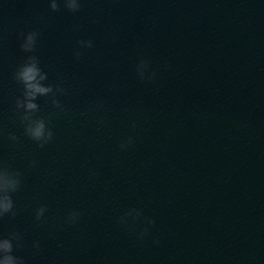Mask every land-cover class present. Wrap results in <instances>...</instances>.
I'll return each instance as SVG.
<instances>
[{
  "label": "clouds",
  "instance_id": "obj_1",
  "mask_svg": "<svg viewBox=\"0 0 264 264\" xmlns=\"http://www.w3.org/2000/svg\"><path fill=\"white\" fill-rule=\"evenodd\" d=\"M63 3L64 6L72 12L79 11L81 7L79 0H63ZM50 8L52 11H58L60 9L58 0H51ZM21 35H23V33H21ZM37 36V32L28 33L24 38V43L21 44L22 51L26 53L34 52ZM78 43L86 48H91L93 46L91 40L79 41ZM75 56L79 58L81 53L76 51ZM136 70L140 78L142 80L145 79V72L148 70V62L141 60ZM154 76L155 73H152L147 78L152 79ZM47 78V73L41 70L39 67V58L35 55H29L15 73V79L23 85L24 89L23 98L17 99L16 101L17 110L23 109L20 119L24 124V133L41 148L52 141L54 133L51 128L48 127L45 119L36 117V113L40 111V107L35 101L39 96H48L51 94V103L53 107L59 109L61 113L65 112L64 106L55 97L57 93L66 94V89L60 85H56L55 88L52 85H45L43 82L47 80ZM98 123H103V121H98ZM133 128H135V124H133ZM9 139L15 141L18 138L12 134L9 136ZM133 142V138L129 136L125 141L121 142L120 148L122 150L126 149ZM20 177L21 173L19 171H11L6 165L0 164V219L9 214L12 216L16 215L12 194L19 189L21 184ZM46 211L47 207L44 205L36 209V219L41 220ZM133 213H135L134 216ZM126 215L133 216V219H136L139 217L140 213L136 210H131ZM80 216L81 213L78 210H73L67 214L65 223L75 225L79 222ZM120 219L122 223L125 222L124 217ZM154 223V220H148V224ZM147 232L148 230L145 229L139 234V238L143 239L144 236L147 235ZM20 240L21 237L18 233H10L9 237L0 238V264H24L22 258L12 254L14 251L13 241L17 242L15 247H21ZM33 246L39 248V243L36 242Z\"/></svg>",
  "mask_w": 264,
  "mask_h": 264
}]
</instances>
